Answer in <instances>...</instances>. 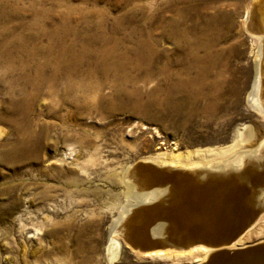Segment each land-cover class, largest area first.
I'll return each instance as SVG.
<instances>
[{"label":"rangeland","instance_id":"374dc122","mask_svg":"<svg viewBox=\"0 0 264 264\" xmlns=\"http://www.w3.org/2000/svg\"><path fill=\"white\" fill-rule=\"evenodd\" d=\"M34 1L23 3L29 6ZM59 1L65 3L61 5ZM255 3L254 0H132L130 4L127 0H41L37 4L38 8H52L55 22H60L67 12L65 5L90 10L107 8L111 13L110 26L114 18L127 14L135 6L137 21L133 24L127 20L122 26L131 32L138 23L150 39L154 35V18L160 11L168 14L177 9L204 11L208 4L209 11L224 16L235 13L231 37L224 45L228 48L236 45L231 50L233 56L231 53L228 58L229 69L232 79L239 81L243 89L241 99L227 111H221L214 122L201 117L185 126L182 122L173 124L166 114L159 115L154 110L150 100L154 77L143 75L135 84L139 91L130 86V92L120 97L108 87L105 100L95 99L89 108L54 101L43 94L26 110L14 104L15 100L23 101L20 93L12 96L0 81L3 130L0 264H195L191 259L142 256L123 243L122 223L131 220L138 207L155 199L150 194L153 189L144 187L136 194L124 179L138 162L163 152L186 155L197 149L229 146L234 143L239 125L251 126L254 137L238 150L259 147L264 139V119L247 99L259 62L257 46L245 26ZM77 17L78 14L73 19ZM163 47L169 49L170 41H164ZM134 172L138 175V170ZM253 225L257 232L249 241L264 238V213ZM111 237L122 242L121 251L113 260L106 248Z\"/></svg>","mask_w":264,"mask_h":264},{"label":"bare ground","instance_id":"6f19581e","mask_svg":"<svg viewBox=\"0 0 264 264\" xmlns=\"http://www.w3.org/2000/svg\"><path fill=\"white\" fill-rule=\"evenodd\" d=\"M254 1L245 26L257 46L259 62L247 99L264 119V0ZM40 2L35 0L26 6L23 0H0V81L6 84L7 92L12 96L20 93L23 101L15 100L14 104L23 110L30 108L43 94L54 101L89 108L92 101L105 100L108 87L119 97L127 95L130 86H135L143 75L154 77L153 93L150 94L154 110L159 115L166 114L173 124L182 122L186 126L201 117L214 122L221 111H227L241 99L243 86L232 79L228 61L236 45L230 49L224 45L231 37L229 32L235 25V13L224 16L209 11L208 4L204 11L177 9L169 14L160 11L154 18V35L150 39L142 33L138 23L131 32H126L122 26L127 20L137 21L135 6H131V15L128 11L114 18L110 26L111 13L107 8L90 10L65 5L67 12L63 13L60 22H55L53 9L38 8ZM131 2L127 0V4ZM28 14L31 15L29 19ZM76 14L78 17L74 20ZM15 19L17 24L13 23ZM164 41H170L169 49L163 47ZM132 89L138 90L136 86ZM2 134L0 129V136ZM234 134V143L229 146L197 149L186 155L163 152L157 157L143 159L127 172L124 182L136 194L144 185L158 183L164 174L157 176L142 165L148 162L200 172V181L205 183L216 181L219 174L232 171L249 174L264 165V139L257 149L239 151L243 143L252 140L254 130L244 124L237 126ZM168 190L153 188L150 194L155 199L150 203L166 195ZM138 217L132 219L131 228L142 238L144 219ZM254 228L252 225L234 246L264 240L249 241L257 232ZM106 248L111 259H116L122 242L111 237ZM136 251L142 256L191 259L196 263L204 261L211 248L200 244L190 249Z\"/></svg>","mask_w":264,"mask_h":264},{"label":"water","instance_id":"95a60500","mask_svg":"<svg viewBox=\"0 0 264 264\" xmlns=\"http://www.w3.org/2000/svg\"><path fill=\"white\" fill-rule=\"evenodd\" d=\"M142 165L157 176L164 174L158 183L144 185L145 189L169 190L131 215L132 219H144V237L131 228L132 219L122 223L125 245L147 252L203 244L211 251L204 261L195 264H264V240L234 246L264 213V165L249 174H219L210 183L200 181V172L161 167L153 162Z\"/></svg>","mask_w":264,"mask_h":264}]
</instances>
